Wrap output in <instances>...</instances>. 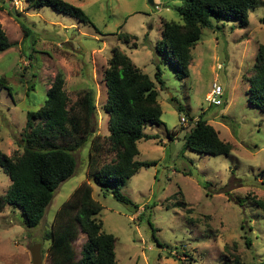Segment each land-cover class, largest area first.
Here are the masks:
<instances>
[{
    "label": "rangeland",
    "instance_id": "374dc122",
    "mask_svg": "<svg viewBox=\"0 0 264 264\" xmlns=\"http://www.w3.org/2000/svg\"><path fill=\"white\" fill-rule=\"evenodd\" d=\"M65 1L79 6L93 26L49 7H31L25 0H0V24L14 44L0 53V78L10 90L0 87V151L8 156L22 152L19 143L27 113L44 102L58 71L63 73L69 104L83 91L93 90L96 109L91 133L106 136L105 69L117 47L151 77L156 65L161 70L165 85L161 89L156 82V89L163 125L146 127L158 138L140 140L135 157L155 163L141 167L120 188L139 205L133 210L110 192L103 194L88 178V140L72 151L76 169L57 188L38 227L27 228L19 208L0 209V264H32L29 247L35 243L41 244L43 264H50L48 241L42 236L61 203L84 181L102 205L98 217L103 230L116 238L117 264H227L235 256L241 264H264V213L253 199L264 201L259 173L264 168V113L246 94L257 47L264 44V0H257L249 10L244 26L212 19V27L201 28L191 49L190 74L183 79L176 77L167 53L155 48L163 22H182L183 0ZM19 20L31 30L28 39ZM117 32L134 37L123 43ZM214 83L222 87L218 106L206 100ZM171 97L183 111L177 110ZM199 115L232 145L228 156L183 148V136ZM181 116L187 121L180 122ZM111 158L103 154L101 161ZM10 183L0 168V195ZM148 220L162 246L154 241ZM85 241L80 233L74 241L77 252Z\"/></svg>",
    "mask_w": 264,
    "mask_h": 264
},
{
    "label": "trees",
    "instance_id": "16d2710c",
    "mask_svg": "<svg viewBox=\"0 0 264 264\" xmlns=\"http://www.w3.org/2000/svg\"><path fill=\"white\" fill-rule=\"evenodd\" d=\"M25 1L31 7H49L93 26L79 6L65 0ZM256 2L257 0H183L182 8L179 9L182 22L162 23V38L155 46L156 51L161 53L164 50L167 53L176 77L183 79L190 74L191 49L200 37L201 28L212 27V19L234 20L244 26L248 23V12ZM18 24L24 39H28L31 30L21 20ZM116 35L123 43L134 37L125 32H117ZM13 45L0 24V53ZM246 80L249 84L246 90L248 101L264 113V44L258 45L253 73ZM156 82L161 89L165 85L158 65L151 77L136 67L123 51L114 47L105 69L107 89L102 106L108 116L109 133L101 136L91 133L96 109L93 90L83 91L69 104V97L64 90L63 73L58 71L46 90L44 102L36 110L27 113L19 143L22 152L8 156L0 151V168L11 181L6 192L0 195V209L4 205L19 208L23 224L30 229L38 227L57 188L76 169L72 151L83 147L88 140V178L100 187L103 194L110 192L117 201L131 206L133 210L137 209L139 205L122 194L120 188L141 167L155 163L138 161L135 157L139 153L137 143L140 140L158 138V134L146 132V127L163 125ZM0 87L10 93L9 86L3 83L2 78ZM170 100L178 111H183L182 105L175 98L171 97ZM167 137L169 140L174 139L169 132ZM183 140L184 149L210 156H228L232 149V145L220 139L217 131L201 115L183 136ZM103 154L112 155L111 160L102 162ZM259 173L263 179L261 183L264 184V168ZM110 186L111 190L108 189ZM253 199L264 213V201ZM101 210L102 205L93 198L89 182L84 181L73 189L55 211L50 228L42 236L48 241L50 264H117L116 238L103 230L102 221L98 217ZM147 222L154 241L160 246L161 243L154 234L155 228L149 220ZM80 233L85 234L86 241L77 252L74 241ZM77 255L79 258L75 259ZM227 264L241 262L235 256Z\"/></svg>",
    "mask_w": 264,
    "mask_h": 264
},
{
    "label": "built area",
    "instance_id": "2783aa9c",
    "mask_svg": "<svg viewBox=\"0 0 264 264\" xmlns=\"http://www.w3.org/2000/svg\"><path fill=\"white\" fill-rule=\"evenodd\" d=\"M209 92L210 93H209V95H207V98H206L208 103L210 105H215V106L221 105L222 104V99H221L222 87L220 85L214 83ZM180 120L182 123L187 121L186 117H184V116H181Z\"/></svg>",
    "mask_w": 264,
    "mask_h": 264
},
{
    "label": "water",
    "instance_id": "95a60500",
    "mask_svg": "<svg viewBox=\"0 0 264 264\" xmlns=\"http://www.w3.org/2000/svg\"><path fill=\"white\" fill-rule=\"evenodd\" d=\"M150 2H152L150 0ZM29 253L32 264H43V255L41 251V244L35 243L29 247Z\"/></svg>",
    "mask_w": 264,
    "mask_h": 264
},
{
    "label": "crops",
    "instance_id": "0c3cea01",
    "mask_svg": "<svg viewBox=\"0 0 264 264\" xmlns=\"http://www.w3.org/2000/svg\"><path fill=\"white\" fill-rule=\"evenodd\" d=\"M153 129V128H152Z\"/></svg>",
    "mask_w": 264,
    "mask_h": 264
}]
</instances>
